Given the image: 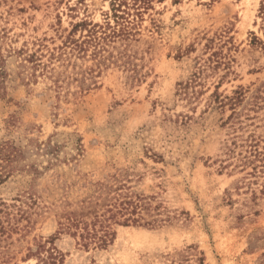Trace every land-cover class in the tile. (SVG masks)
<instances>
[{
  "label": "rangeland",
  "instance_id": "obj_1",
  "mask_svg": "<svg viewBox=\"0 0 264 264\" xmlns=\"http://www.w3.org/2000/svg\"><path fill=\"white\" fill-rule=\"evenodd\" d=\"M110 2L0 0V264H264V173L220 161L233 140L264 148V0H149L135 36L73 50V24ZM100 184L148 206L85 247L60 222L95 212Z\"/></svg>",
  "mask_w": 264,
  "mask_h": 264
},
{
  "label": "trees",
  "instance_id": "obj_2",
  "mask_svg": "<svg viewBox=\"0 0 264 264\" xmlns=\"http://www.w3.org/2000/svg\"><path fill=\"white\" fill-rule=\"evenodd\" d=\"M149 0H111V12L106 13L104 22H94L84 19L73 24V28L66 38V42L71 48L79 53H86L93 48L94 55H98L104 45L115 38L129 39L138 32L135 28V18L140 14L141 8H147ZM112 20L114 23H112ZM79 33V36L77 34ZM217 45L214 38H208L205 44L208 49L209 56L206 57L205 63L210 66L211 63H220V51L214 46ZM9 53H16L21 57V64L29 67V63L36 67L40 65L39 55L37 52L30 53L27 48L8 49ZM5 63V55L0 44V81L4 77L3 64ZM204 63V64H205ZM200 69H203L200 67ZM196 78L197 75L195 74ZM195 80V79H194ZM180 93H186L190 82L185 84L179 83ZM218 98V96H217ZM219 99V98H218ZM232 101L235 97L228 98ZM224 102L220 101V105ZM260 141L251 138L246 139L244 143L233 140L225 151L226 158L221 159V169L233 166V169L242 167L243 169L253 165L252 170L247 174L258 176V173H264V148L260 149ZM244 147V148H243ZM3 159H7L5 156ZM256 161L261 162L256 164ZM225 162V163H224ZM2 179V178H1ZM264 186V184H263ZM100 194L94 196V200L88 201L86 207L95 204V212L89 209L87 212L71 210L64 215V221L60 222V228L73 236L79 237L85 247L94 245L97 247L107 246L115 237L114 224L138 223L142 219V212L147 208L144 198L134 191L130 190L125 184L117 186L100 184ZM85 202V200L83 201ZM41 247V245H40ZM40 248L39 254L42 253ZM55 249V248H54ZM55 252L56 249H55ZM57 255L51 251L46 258H41V264H51L49 259H56Z\"/></svg>",
  "mask_w": 264,
  "mask_h": 264
}]
</instances>
